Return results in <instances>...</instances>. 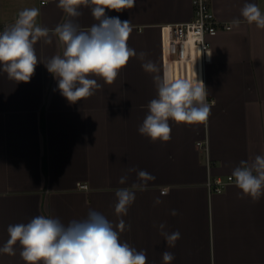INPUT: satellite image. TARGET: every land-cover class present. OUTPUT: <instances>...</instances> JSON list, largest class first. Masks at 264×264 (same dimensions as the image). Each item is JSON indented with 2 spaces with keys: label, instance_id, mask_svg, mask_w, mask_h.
<instances>
[{
  "label": "crops",
  "instance_id": "1",
  "mask_svg": "<svg viewBox=\"0 0 264 264\" xmlns=\"http://www.w3.org/2000/svg\"><path fill=\"white\" fill-rule=\"evenodd\" d=\"M245 3L264 14V0H212L216 18L232 28L210 39L204 81L211 114L206 125L170 120L168 142L154 143L138 127L157 97L153 77L165 79L163 28L190 21L191 0H136L131 9H106L107 16L131 22L128 46L146 53L158 72L144 71L137 55L111 85L92 76L102 87L75 103L44 65L62 54L51 33V43L40 38L34 45L40 62L29 82L0 70V247L9 239V225L39 215L67 224L95 210L118 223L115 192L138 183L127 171L135 167L155 180L134 190L135 201L121 217L131 227L120 239L145 250L146 264H163L164 251L174 254L171 264H264V196L253 202L241 198L235 183L222 192L207 186L209 179L231 175L242 160L264 155V28L241 15ZM33 7L40 10L37 23L48 29L69 18L58 0H0V32ZM80 10L83 15L73 19L82 29L96 23L90 8ZM165 187L168 194L161 196ZM158 196L163 202L154 205ZM161 223L169 233L180 232L174 248L161 236ZM14 248V256L0 253V264H26L19 243Z\"/></svg>",
  "mask_w": 264,
  "mask_h": 264
},
{
  "label": "clouds",
  "instance_id": "2",
  "mask_svg": "<svg viewBox=\"0 0 264 264\" xmlns=\"http://www.w3.org/2000/svg\"><path fill=\"white\" fill-rule=\"evenodd\" d=\"M135 4L136 0H58V7L69 18L54 29L37 23L40 15L38 8H25L18 13L12 25L0 32V70L7 73L9 79L29 82L40 62L34 45L40 38H44L45 43H51L52 35H55L62 54L54 55L44 65L58 79V88L69 102L91 97L96 89L102 87L92 76L111 85L129 59L137 55L144 71L156 73V64L145 61L147 54H137L127 44L133 30L131 22L109 17L105 13L106 9L117 12L131 9ZM81 6L90 8L96 21L86 29L73 19L83 15ZM241 15L249 24L254 22L258 28H264V14L258 5L245 3ZM232 23L238 25L240 21L233 20ZM153 80L157 97L147 105L148 114L138 127L140 135L154 143H163L171 139L170 120L177 124H207L211 114L208 91L204 82L198 79L195 68L190 79H162L155 75ZM127 171L136 173L138 183L131 188L116 190L115 214L118 223L114 224L95 210H89L85 218L73 219L67 224L59 218L39 215L28 223L9 225V239L0 247V253L14 256V246L19 243L20 256L26 264H146L145 250L138 251L121 241V233L131 227L121 217L127 215L135 201L134 190H146L149 181H154L155 177L135 167ZM231 175L241 190V198L250 197L253 202H258L264 196V155L242 160ZM127 179L126 175L121 176L119 183L125 184ZM168 191L167 187L163 188L161 196L167 195ZM162 202L160 196L154 199V205ZM171 214L177 215L176 210H172ZM165 227L164 223L159 225L160 234L167 246L174 248L181 234L179 231L169 233L164 230ZM174 259L172 252L162 253L163 264H171Z\"/></svg>",
  "mask_w": 264,
  "mask_h": 264
},
{
  "label": "built area",
  "instance_id": "3",
  "mask_svg": "<svg viewBox=\"0 0 264 264\" xmlns=\"http://www.w3.org/2000/svg\"><path fill=\"white\" fill-rule=\"evenodd\" d=\"M47 2L40 0V4ZM191 5L193 18L190 21L163 28L164 75L165 79H190L195 68L198 79L205 85V65L211 60L210 39L220 31L230 30L232 25L216 18L212 0H191ZM197 145L207 150L206 143ZM230 183H234L232 175L209 179L207 186L213 192H222ZM80 187L87 189L85 184Z\"/></svg>",
  "mask_w": 264,
  "mask_h": 264
},
{
  "label": "trees",
  "instance_id": "4",
  "mask_svg": "<svg viewBox=\"0 0 264 264\" xmlns=\"http://www.w3.org/2000/svg\"><path fill=\"white\" fill-rule=\"evenodd\" d=\"M44 167H46V166H45V162H44Z\"/></svg>",
  "mask_w": 264,
  "mask_h": 264
}]
</instances>
